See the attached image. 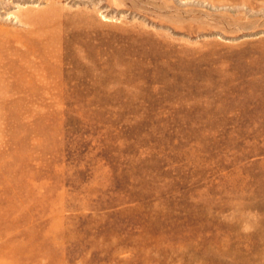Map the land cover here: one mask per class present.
Masks as SVG:
<instances>
[{
	"label": "rangeland",
	"instance_id": "rangeland-1",
	"mask_svg": "<svg viewBox=\"0 0 264 264\" xmlns=\"http://www.w3.org/2000/svg\"><path fill=\"white\" fill-rule=\"evenodd\" d=\"M0 264H264V0H0Z\"/></svg>",
	"mask_w": 264,
	"mask_h": 264
}]
</instances>
